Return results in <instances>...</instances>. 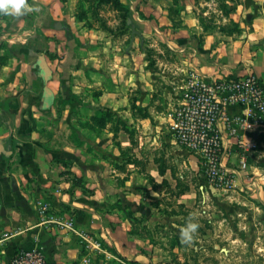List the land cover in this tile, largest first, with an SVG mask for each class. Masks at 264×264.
<instances>
[{
	"label": "crops",
	"instance_id": "1",
	"mask_svg": "<svg viewBox=\"0 0 264 264\" xmlns=\"http://www.w3.org/2000/svg\"><path fill=\"white\" fill-rule=\"evenodd\" d=\"M143 2L124 34L110 18L89 28L77 0L0 11V264L35 248L48 264H167L150 224L169 221L165 200L195 205L198 180L199 194L212 189L168 114L193 75L264 85V0H225V13ZM219 127L234 191L264 209V129L248 134L247 176Z\"/></svg>",
	"mask_w": 264,
	"mask_h": 264
},
{
	"label": "rangeland",
	"instance_id": "2",
	"mask_svg": "<svg viewBox=\"0 0 264 264\" xmlns=\"http://www.w3.org/2000/svg\"><path fill=\"white\" fill-rule=\"evenodd\" d=\"M145 0H77L78 18L86 19L87 26L93 22L108 27V20L118 21L116 27L121 34L129 33L130 27L124 23V10L132 7L134 11L145 6ZM154 6H169L170 12H182L185 8L182 1L147 0ZM192 1V0H189ZM225 0H194L200 8L226 11ZM110 10L112 15L100 17V11ZM107 11V12H108ZM139 12V11H138ZM114 30H112L113 32ZM249 169V166H248ZM248 171V170H247ZM249 173V172H248ZM249 176V174H247ZM198 195L195 205L172 206V201L165 200V207L160 211L161 217H169L167 223L150 224L151 242L163 247L160 262L167 264H264V209L258 206L248 194L225 191L211 186L204 195ZM260 207V208H259ZM170 209V210H169ZM163 211L165 214H163ZM171 220H174L171 222ZM189 223L198 225L192 238L187 240L183 231ZM180 237H178V233ZM165 238V239H164ZM176 247L175 253L172 248Z\"/></svg>",
	"mask_w": 264,
	"mask_h": 264
},
{
	"label": "built area",
	"instance_id": "3",
	"mask_svg": "<svg viewBox=\"0 0 264 264\" xmlns=\"http://www.w3.org/2000/svg\"><path fill=\"white\" fill-rule=\"evenodd\" d=\"M255 74L237 79L191 76L181 88V101L168 114L175 142L200 158L206 181L215 188L234 189L236 171L224 164L227 152L220 125L228 131L240 153V170L248 174L247 157L258 145L248 134L264 129V85ZM237 108L238 113L230 110ZM73 228L72 220L64 224ZM11 264H48L40 249L21 250Z\"/></svg>",
	"mask_w": 264,
	"mask_h": 264
},
{
	"label": "clouds",
	"instance_id": "4",
	"mask_svg": "<svg viewBox=\"0 0 264 264\" xmlns=\"http://www.w3.org/2000/svg\"><path fill=\"white\" fill-rule=\"evenodd\" d=\"M29 9L26 0H0V11L4 14L22 15ZM198 225L196 223H189L183 231L185 239L190 240L192 238L191 233L195 232Z\"/></svg>",
	"mask_w": 264,
	"mask_h": 264
},
{
	"label": "trees",
	"instance_id": "5",
	"mask_svg": "<svg viewBox=\"0 0 264 264\" xmlns=\"http://www.w3.org/2000/svg\"><path fill=\"white\" fill-rule=\"evenodd\" d=\"M106 1H107V0H106ZM108 1H109V0H108ZM124 14L126 15L125 18H128L127 15H129V10H128V9H125V10H124ZM126 20H127V19H126ZM126 20H125V22H124L125 24H126Z\"/></svg>",
	"mask_w": 264,
	"mask_h": 264
},
{
	"label": "water",
	"instance_id": "6",
	"mask_svg": "<svg viewBox=\"0 0 264 264\" xmlns=\"http://www.w3.org/2000/svg\"><path fill=\"white\" fill-rule=\"evenodd\" d=\"M57 26L59 27V29L62 28V24H60V23L57 24Z\"/></svg>",
	"mask_w": 264,
	"mask_h": 264
}]
</instances>
